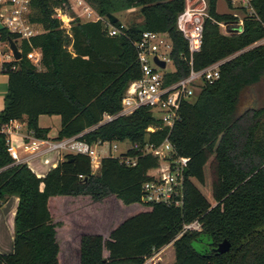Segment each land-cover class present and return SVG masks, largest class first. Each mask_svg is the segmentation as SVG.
<instances>
[{
	"label": "trees",
	"instance_id": "16d2710c",
	"mask_svg": "<svg viewBox=\"0 0 264 264\" xmlns=\"http://www.w3.org/2000/svg\"><path fill=\"white\" fill-rule=\"evenodd\" d=\"M86 1L103 17L137 7L142 20L112 36L101 20L74 17L66 28L55 14L68 8V0H31L29 20L41 31L30 44L22 42L19 60L5 65L0 126L20 120L33 136L48 137L38 118L58 115L55 139L158 145L167 128L146 132L159 124L147 107L101 121L104 114L119 112L128 82L140 76L132 41L142 32H165L171 42L173 71L165 75L166 83L187 74L182 59L187 44L176 28L184 0ZM217 1L207 0L209 17L193 66L240 52L220 65L219 78L206 82L193 101L182 102L169 134L176 152L189 157L183 204L141 202L140 187L158 163L156 154L140 155L134 166L106 156L94 173L89 157L68 153L39 174L26 162L13 161L0 132V205L9 196L18 198L13 251L0 253V264H148L145 256L171 241L173 264H264V46L249 47L264 35V0H250L258 19L239 6L240 33L220 30L218 22L232 29L237 17L217 11ZM120 24L119 19L113 23ZM0 34L15 37L5 30ZM31 47L41 52L40 69L25 56ZM259 85L256 98L253 89ZM247 91L253 95L242 106ZM24 141L13 138L12 143ZM194 219L201 229L179 235L182 225ZM223 239L230 249L216 253Z\"/></svg>",
	"mask_w": 264,
	"mask_h": 264
},
{
	"label": "built area",
	"instance_id": "2783aa9c",
	"mask_svg": "<svg viewBox=\"0 0 264 264\" xmlns=\"http://www.w3.org/2000/svg\"><path fill=\"white\" fill-rule=\"evenodd\" d=\"M68 1L72 3L77 11L76 14L69 16L65 11H58L55 14L66 28H69V22L72 18L78 17L84 19V21L101 20L108 25L107 33L111 36L125 34L126 26L124 24L121 23L119 26L110 24L106 16H100L86 0ZM229 1L235 2L237 0ZM241 1L248 14L258 19L250 0ZM30 3L31 0H0V24L3 26L2 30L14 34L15 37L11 39L20 52L21 57L22 42L25 40L30 44V38L41 31L38 25L29 20ZM233 15L237 17V21L233 24L232 29H228L226 23L218 22L222 32L240 33L242 31L243 18L237 13H233ZM206 17H209L207 0H184V8L176 18V28L186 40L188 54L182 56V59L188 64V72L185 76L169 83H166L165 75L173 71V63L169 56L171 42L167 34L165 32L144 31L139 39L132 41L140 67V76L128 82L121 96L119 112L115 115H103L101 123L109 121L118 115L130 114L140 107H147L159 124L147 127L146 132H153L162 127L167 128L165 138L158 145L148 142L140 144L129 141L130 146L124 153L114 155L112 152L116 150L119 141L89 143L77 138V136L61 139L35 137L31 131L26 129L25 122L14 119L0 126V132L6 135V145L10 157L15 163H27L31 157L42 158L49 156V159L53 153L58 154V160H61L68 153L82 154L89 157L91 171L95 173L100 166L101 159L106 156L117 157L120 163L126 166H134L140 155L156 154L158 163L147 171L148 178L142 182L140 187V200L144 203H163L174 207L181 206L184 198L185 169L188 165L189 157L179 155L176 152L174 145L169 139V134L175 122L180 119L182 102L193 101L191 98L193 96L197 97L206 82L211 83L219 78L220 65L240 52L198 69L193 66V55L202 46L203 23ZM261 23L264 28V21ZM166 39H168V43ZM160 45H164L165 49H160ZM257 45L264 46V35L249 47ZM25 56L33 65L39 69L41 68V52L38 48L31 47L25 53ZM154 56L159 60H163L165 66L160 67L154 61ZM15 60L8 38L3 39L0 34V72H6L8 68L5 65ZM15 136L26 138L27 141L14 144L12 140L13 138L15 139ZM101 147H104L105 150L102 151ZM200 229V220L194 219L182 225L179 235L185 231H198ZM165 246L154 249L150 255L145 256L144 263L156 264L154 261L155 257Z\"/></svg>",
	"mask_w": 264,
	"mask_h": 264
},
{
	"label": "rangeland",
	"instance_id": "374dc122",
	"mask_svg": "<svg viewBox=\"0 0 264 264\" xmlns=\"http://www.w3.org/2000/svg\"><path fill=\"white\" fill-rule=\"evenodd\" d=\"M230 4L233 7L232 10L228 9L227 0H218L216 9L219 12L232 11L233 13L239 14L240 17H243V13H242L243 11L240 10L239 8V6H242V1L237 0L235 2H231ZM64 11L69 16H74L77 12L70 1H68V8L64 9ZM114 15H116L118 19L120 20V22L124 24L125 26L139 23L142 20L141 14L137 7L129 9V10H125V11L116 12L114 13ZM80 20L84 21V19L82 18H80ZM166 41L168 43V39H166ZM160 49H165V46L160 45ZM0 75L4 77V81L2 82V84H0V112H1V110L4 107L5 96L7 93V74L6 72H0ZM253 92L255 93L256 98H259L261 95L260 85L254 87ZM251 94L253 95V93H250L249 91H247L244 94V96L241 98L242 106H245L247 104V101L250 100L249 98ZM195 98L196 96H193L191 100H194ZM42 120L43 121L47 120V125L50 129V134L58 133L60 122L58 121L57 115H46L45 117H42ZM129 146H130V142L128 140L121 141L117 143V148L112 153L114 155L122 154L127 150ZM101 150L104 151L105 148L101 147ZM57 160H58V154L53 153L48 160H44L40 157H31L27 163L36 172L46 173L50 163L57 161ZM10 235H11V239L9 238V233L7 232V229L4 230L3 225L0 223V241L1 243L6 242V245L8 244L9 246L8 248L9 252L8 250H6L2 253H11L13 251L14 226L12 227ZM9 241H10V244H9ZM154 261L156 262V264H173L174 263V251H173L172 243L167 244L163 249H161L157 253Z\"/></svg>",
	"mask_w": 264,
	"mask_h": 264
},
{
	"label": "crops",
	"instance_id": "0c3cea01",
	"mask_svg": "<svg viewBox=\"0 0 264 264\" xmlns=\"http://www.w3.org/2000/svg\"><path fill=\"white\" fill-rule=\"evenodd\" d=\"M4 81V77L0 75V84ZM46 115H40L38 118V125L43 128H48L47 125V120L43 121L42 117H45ZM58 121L60 122V117L57 115ZM57 135V133L50 134V129L47 133V136L50 138H54ZM16 139H21L20 136H15ZM49 168V167H48ZM39 173V172H37ZM39 174H44V173H39ZM18 198L14 195L9 196L6 198L5 201L2 202L0 205V223L3 225L4 230L7 229V232L9 233V238L11 239V230L13 227V219H14V214L17 206ZM10 244V241H9ZM9 246L8 244L6 245V242L1 243L0 241V253L8 250L9 252Z\"/></svg>",
	"mask_w": 264,
	"mask_h": 264
},
{
	"label": "water",
	"instance_id": "95a60500",
	"mask_svg": "<svg viewBox=\"0 0 264 264\" xmlns=\"http://www.w3.org/2000/svg\"><path fill=\"white\" fill-rule=\"evenodd\" d=\"M106 18L108 19L110 24L115 23L118 20V17L116 15H114L113 13H107L106 14ZM3 26L0 24V30H2ZM8 42H9V46L13 51L14 54V58L16 60L21 58V54L20 52L17 50L13 40L11 38H8ZM154 61L160 66V67H164L165 66V62L163 60H159L156 56H154ZM230 242L227 239H223L220 243H218V245L214 248V251L216 253H225L230 249Z\"/></svg>",
	"mask_w": 264,
	"mask_h": 264
}]
</instances>
